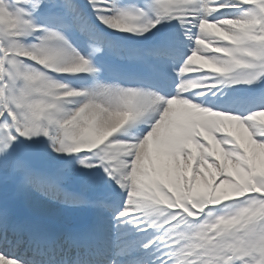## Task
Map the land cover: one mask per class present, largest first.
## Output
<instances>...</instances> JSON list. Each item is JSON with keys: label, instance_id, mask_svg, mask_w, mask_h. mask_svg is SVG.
<instances>
[{"label": "snow or ice", "instance_id": "1", "mask_svg": "<svg viewBox=\"0 0 264 264\" xmlns=\"http://www.w3.org/2000/svg\"><path fill=\"white\" fill-rule=\"evenodd\" d=\"M0 264H264V0H0Z\"/></svg>", "mask_w": 264, "mask_h": 264}]
</instances>
